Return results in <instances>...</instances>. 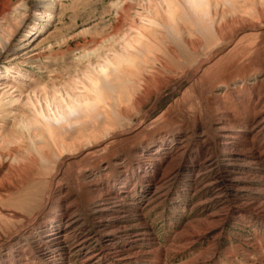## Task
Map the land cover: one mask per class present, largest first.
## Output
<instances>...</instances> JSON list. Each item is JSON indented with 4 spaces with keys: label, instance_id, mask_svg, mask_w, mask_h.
<instances>
[{
    "label": "rangeland",
    "instance_id": "obj_1",
    "mask_svg": "<svg viewBox=\"0 0 264 264\" xmlns=\"http://www.w3.org/2000/svg\"><path fill=\"white\" fill-rule=\"evenodd\" d=\"M11 2L14 13L22 16L10 40L0 43V151L5 154L18 148L15 143L2 147L3 138L18 135L15 124L28 111L30 98L41 95L43 87L51 90L69 78L77 79V72L86 69L77 64L80 55L100 48L111 56L112 48L118 50L138 36L152 18L149 6L140 0ZM46 11L54 15L50 21ZM247 18L264 25L259 17ZM154 35L157 46L146 63L147 72L171 84L159 91L154 87L143 109L130 118L117 112L110 134L102 140L105 150L82 162L95 143L80 151L84 142L77 141L76 151H66L59 159L53 156L38 174L27 168L21 182L13 181L9 173L5 178L6 168L0 169V240L17 226L30 224L16 241L0 245V264H87V247L103 250L97 264H264V216L247 205L264 202V130L250 132L253 116L264 110V34L238 40L243 34L233 35L231 29L219 47L225 49L224 56L205 68L195 66L211 49L202 38L201 46L191 44L200 36ZM218 65L222 68L217 71ZM220 122L231 131V145L221 143ZM24 138H18L22 147L29 142ZM179 140L189 146L176 155ZM231 149L260 155L254 171L239 170L243 179L253 180L248 189H239L227 176L223 153ZM209 154L219 156L218 187H208L211 178L197 174L199 162ZM52 173L56 174L50 205L34 221L46 201ZM164 174L163 186L148 196ZM100 193L117 195L127 204L126 214L148 232L141 241H132L124 232L109 237L100 227L93 212V200ZM66 206L78 214L81 229L56 246L45 237L64 223L60 212ZM202 223H215L216 230L198 231ZM193 231L197 233L190 238ZM86 233L91 237L88 245L74 249ZM121 248L132 252L130 259L119 258Z\"/></svg>",
    "mask_w": 264,
    "mask_h": 264
},
{
    "label": "bare ground",
    "instance_id": "obj_2",
    "mask_svg": "<svg viewBox=\"0 0 264 264\" xmlns=\"http://www.w3.org/2000/svg\"><path fill=\"white\" fill-rule=\"evenodd\" d=\"M140 2L143 5L147 4L149 6V13L152 17L148 26L143 25L144 31L140 30V34L122 44V48L118 50L112 48L114 53L111 56L103 53L100 48L80 55L77 64L78 66L79 64L83 65L82 67H86V69L77 72V79L73 77L69 78L60 87L54 86L51 90L43 87L41 88V95L37 98H30L27 102L28 111L21 117L19 123L15 124V127L19 130L16 133L18 135L16 136L15 133H11L3 138L2 144L4 146L2 147H9L13 143L18 144V148L13 149L15 150L14 153H11V150L7 154L0 151V169L6 168L7 173L4 175L6 176L5 178H7V174L9 173V177L13 181L17 180L21 182L27 175L25 174L27 168L33 169L35 171L34 174H38L43 167L49 165L53 156H57V159H59L58 157H61L66 151H76L77 141L84 142V146L80 148V151L85 149L86 146L95 143L93 145L95 150L88 151L82 157L80 156L82 162L95 152L105 150L106 146H104V141L102 140L110 134V128L117 112L120 117L130 118L136 110L140 111L143 109L147 103V95L151 94L152 91L153 93L155 92L154 87H157V91H159L171 82L170 80L163 81L161 78L147 72L146 63L151 58V55L155 53L157 46L151 37L152 35L155 36L154 34H157L156 38L159 39L163 37L167 38L169 34L176 37L184 36L189 39L200 36V40H192L191 44L200 45L203 39L206 41V46L211 49L205 59L195 66L205 68L210 67L217 57L223 54L225 49L223 50L219 47L228 38V32L231 29L233 35L243 34L238 40H243V38L254 33L258 35L264 34V31H262L264 25L262 26L247 18V16L252 18L259 17L264 24V0H140ZM11 3V0H0L1 44H4V41L8 42L10 40L15 26H17L19 15L22 16L20 12L19 15L14 13L11 8ZM45 16L49 17L48 21H50L54 15L52 12L46 11ZM159 27H162L164 30H160ZM225 57L222 58L226 61ZM242 59L244 58L242 57ZM219 63L221 62L219 61ZM220 67H216L217 71ZM136 69L143 72V75L140 76ZM214 72L216 71L214 70ZM189 75L193 77L194 72H191ZM79 81L80 83L78 84ZM126 99L127 101H125ZM124 102H128V104L124 106ZM253 123V127L250 130L251 133H258L264 130L263 109L255 113ZM218 128L221 132L220 140L222 145H231L232 143L228 142L231 131L227 129L226 123L220 122ZM22 137H25L29 141L26 147L20 145L18 138ZM114 137L117 136L115 135ZM70 138L72 140L69 141L68 139ZM188 146L184 140L177 141L175 143L174 154H183ZM223 156L226 161L227 176L235 181L234 184L238 185L239 189L244 190L250 188L253 180L250 182V180L243 179L239 170L246 172L254 171V166L259 162L260 155L253 150L239 149L237 151L231 149L224 150ZM218 159L215 155L209 154L198 164L200 168V173H197L198 176L211 178L208 187H218L221 184L220 173L222 171L219 167ZM8 162L9 165L6 164ZM52 174L46 201L32 219L34 221H37L42 211L50 205L51 196L55 188L54 175L56 173ZM165 178H167V175L164 174L156 180V184L152 190L148 188V196L152 195L153 197L156 194L158 188L163 186L162 182ZM216 197H218L216 198L218 200L219 196ZM93 203V212L97 216L100 227L106 230L109 237L124 232L130 235L132 241L139 242L148 233L143 225L137 223L129 214H126L127 210L125 209L127 204L119 200L117 195L96 194ZM247 205L256 211L258 210L264 216V202L259 204L247 203ZM60 213L64 223L58 226L56 232L49 233L45 237L48 238V242H53L56 246L63 245L71 234H77L81 229L79 225L80 219L77 216L78 214L75 213V210H71L69 206H66ZM218 217L219 215H216V219ZM29 225V223H25L17 226L16 229H13L0 240V245L10 244L16 241L20 233L26 228L28 229ZM197 229L198 231L212 232L216 230V224L202 223L197 226ZM193 232V234H188L190 238L195 237L194 234L195 232L197 233V231ZM90 240L89 233H86L74 249L86 247ZM87 249L85 254L86 263L97 264L104 254L103 250L96 247H87ZM119 254V258L124 261L130 259L132 256V252L126 248H121ZM2 264H5V261Z\"/></svg>",
    "mask_w": 264,
    "mask_h": 264
}]
</instances>
